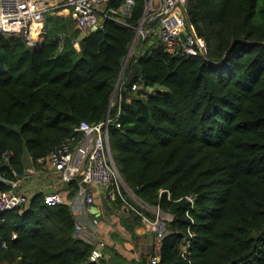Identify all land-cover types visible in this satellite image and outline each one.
<instances>
[{"label": "trees", "instance_id": "obj_1", "mask_svg": "<svg viewBox=\"0 0 264 264\" xmlns=\"http://www.w3.org/2000/svg\"><path fill=\"white\" fill-rule=\"evenodd\" d=\"M186 8L205 59L145 42L122 71L143 0H134L130 28L105 20L81 38L71 18L46 14L36 51L0 35V192L80 123L98 124L119 107L109 145L120 175L172 218L163 239H144L134 232L139 217L105 198L108 215L118 213L112 222L144 253L128 261L105 246L108 259L89 263L93 246L75 236L70 205L46 206L38 192L0 216V264H264V0H186ZM120 75V101L115 94L110 107ZM135 83L141 89L131 92ZM153 88L163 91L147 95ZM80 181L64 186L66 202Z\"/></svg>", "mask_w": 264, "mask_h": 264}, {"label": "built area", "instance_id": "obj_2", "mask_svg": "<svg viewBox=\"0 0 264 264\" xmlns=\"http://www.w3.org/2000/svg\"><path fill=\"white\" fill-rule=\"evenodd\" d=\"M143 1V14L137 26L133 28L135 37L131 45H135L141 38L142 46L145 42L153 41V44L160 45L165 53L173 57L206 58V44L188 21L186 0ZM109 2L110 0H0V35L20 37L31 50H37L43 32L44 16L56 12L59 14L62 10H68L74 28L80 32L81 38L102 30L105 20L130 28L127 21L132 15L134 0H124L116 10L108 6ZM182 34L185 40L181 38ZM71 43L78 49L79 41L72 40ZM119 82L120 79L113 95L114 98L116 94L118 102L123 87V83ZM140 89L139 83L131 86V92ZM119 116L118 107L114 117H110L108 112L98 124L80 123L73 136L59 143L48 157L27 168L22 176L18 177L12 172L16 181L7 182L11 185V190L0 192V216L14 209H22L28 204L29 199L15 191L22 180L50 174L56 177L59 184L65 186L80 178L79 189L71 201L66 202L58 192L44 194L43 201L49 207L70 205L75 218H79L76 219L74 227L75 236L93 246L89 263H98L104 259L106 245L96 239L81 238L84 226L95 229L99 224L98 216L89 218L95 201L84 185L104 187L106 198L110 201L119 199L126 211H131L139 217L140 226L146 232L155 234L158 240L163 239L172 222L171 216L161 213L158 208L149 207L138 199L123 181L114 162L109 145V126L114 124ZM44 169L48 170L47 173L43 172ZM188 200L192 203V199ZM157 262V258L151 257L150 264Z\"/></svg>", "mask_w": 264, "mask_h": 264}, {"label": "crops", "instance_id": "obj_3", "mask_svg": "<svg viewBox=\"0 0 264 264\" xmlns=\"http://www.w3.org/2000/svg\"><path fill=\"white\" fill-rule=\"evenodd\" d=\"M57 16L61 18H70L68 10L60 11L59 14H57ZM39 42L41 43L43 42L42 36ZM139 50H141V47L139 48ZM44 170L48 171L47 169ZM90 189L93 191L95 198V204L93 207H95L98 210L99 215L103 217L104 221L106 222L99 223V227L95 229H90L88 226H84V230L81 238L85 240L96 239L102 241L105 243L106 248H113L116 251H119L121 255L124 258H126L128 261L133 259L138 261L142 247L139 249L135 247V245H139L138 242L132 241L128 233L123 229L117 227L115 223H109L110 221L108 222V220H106L107 217L110 218L112 215H108L107 213V204H105L104 202L105 199L104 191L99 187H91ZM63 190H64V186L59 184L56 177L50 174L47 175L42 174L39 177L22 180L19 182L18 186L16 187V192L25 195L28 199H30V197L33 194L38 192L42 194H47L51 192L61 193V191ZM27 191H30L31 193L29 197L26 195ZM114 232H116L117 235H113ZM134 232L138 237H143L145 234H147L144 228L140 225L134 228ZM108 257L109 254L107 252L106 253L104 252V259H108Z\"/></svg>", "mask_w": 264, "mask_h": 264}, {"label": "water", "instance_id": "obj_4", "mask_svg": "<svg viewBox=\"0 0 264 264\" xmlns=\"http://www.w3.org/2000/svg\"><path fill=\"white\" fill-rule=\"evenodd\" d=\"M181 38H182L183 40H185V36H184V34H182ZM41 44H42L41 42H38V49L40 48V45H41ZM152 44H153V41H150V42L148 43V47H147V48L151 47ZM141 45H142V39L139 38V39L137 40V42L135 43V45H131V47H130V49H129V52H128V55H127V58L130 56L131 52H133V55L136 56L137 53H138L139 48L141 47ZM147 48H146V49H147ZM38 49H37V50H38ZM35 51H36V50H35ZM123 67H124V66H123ZM122 71H123V68H122ZM122 71H121V74H122ZM120 77H121V75H120ZM120 77H119V79H120ZM112 99H113V95H112V98H111V102H112ZM111 102H110V104H111ZM5 166H8V164L6 163ZM90 213H91V215H93V216H98V217H99V212H98V210H97L95 207H92V208H91Z\"/></svg>", "mask_w": 264, "mask_h": 264}, {"label": "rangeland", "instance_id": "obj_5", "mask_svg": "<svg viewBox=\"0 0 264 264\" xmlns=\"http://www.w3.org/2000/svg\"><path fill=\"white\" fill-rule=\"evenodd\" d=\"M57 13V12H56ZM56 13H54V14H56ZM57 15V14H56ZM74 30H75V28H74ZM8 37V36H7ZM8 38H11V37H8ZM41 38V37H40ZM133 55V52H131V54H130V56L126 59V61H125V64H124V67L126 66V63H127V61H128V59L131 57ZM124 67H123V69H124ZM159 91H163L162 89H160V88H153L152 90H148V91H146L147 92V95H153V94H155L156 92H159ZM34 178V177H33ZM100 189H102L103 191H104V198H106V196H105V193H106V190L104 189V187H99ZM15 191H16V189H15ZM18 193V192H17ZM19 194H21V193H19ZM23 195V194H22ZM28 197L31 195V193H30V191H27V194H26ZM120 214V213H119ZM113 215V214H112ZM116 216L118 215V213L117 214H115ZM115 215H113V216H111L110 218L109 217H107L106 218V220H108V221H110L109 223H111L112 222V218H115ZM76 219H78L79 220V218H76ZM113 223V222H112ZM115 226V225H114ZM98 227H99V224H98ZM115 229V228H114ZM114 231H116V230H114ZM147 233H149V232H147ZM113 235H117V233L116 232H114L113 233ZM146 235V234H145ZM132 239V238H131ZM144 239H146V237L144 236ZM148 239V238H147ZM132 241H134L135 242V240H133L132 239ZM158 243H159V241L158 240H155V245H158ZM139 244V243H138ZM135 247H137L138 249L139 248H141V247H143V246H139V245H135ZM144 253V251H143V249L141 248V253ZM140 253V254H141Z\"/></svg>", "mask_w": 264, "mask_h": 264}, {"label": "clouds", "instance_id": "obj_6", "mask_svg": "<svg viewBox=\"0 0 264 264\" xmlns=\"http://www.w3.org/2000/svg\"><path fill=\"white\" fill-rule=\"evenodd\" d=\"M142 46V45H141Z\"/></svg>", "mask_w": 264, "mask_h": 264}]
</instances>
